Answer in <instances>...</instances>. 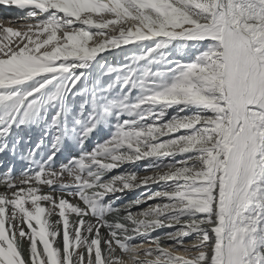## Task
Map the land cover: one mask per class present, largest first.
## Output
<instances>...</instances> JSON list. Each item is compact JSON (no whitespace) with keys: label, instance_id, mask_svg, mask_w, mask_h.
<instances>
[{"label":"snow or ice","instance_id":"snow-or-ice-1","mask_svg":"<svg viewBox=\"0 0 264 264\" xmlns=\"http://www.w3.org/2000/svg\"><path fill=\"white\" fill-rule=\"evenodd\" d=\"M0 6V264H264V0Z\"/></svg>","mask_w":264,"mask_h":264},{"label":"bare ground","instance_id":"bare-ground-1","mask_svg":"<svg viewBox=\"0 0 264 264\" xmlns=\"http://www.w3.org/2000/svg\"><path fill=\"white\" fill-rule=\"evenodd\" d=\"M7 9H10V8L7 7ZM23 15H24V13L19 12V11H17V14H11L10 16L3 15V16H0V22H3V23H5V26H8L6 22L9 21V20H14L18 24L19 22L21 23V22L24 21V20L21 19V17ZM13 26H16V25H13ZM108 79L109 78L104 79V81L105 80H108ZM70 98L71 97H69V99ZM49 109H51V107ZM35 128H37V129L33 130V128H32L30 130V132H31V135L30 136H32V138H33L32 139V143L36 147L37 143L43 137L44 129H43V126L42 125L41 126H36ZM108 135H110V129L109 128H105V129L104 128H99L98 131H97V133L94 135V138L93 139L94 140L95 139H99V140L102 141L103 139H106ZM51 143H52V136H51V134H49V136L47 137V139L45 141V144L43 146V151L41 153H35V158H34V163L35 164H37V165L41 164L43 162V160L46 159L47 155L50 154L48 152V149L50 148ZM89 144L91 146H94V144H93L92 141H89ZM18 152H19V150H17V155L16 156H12V155H10V153L0 154V159H1L0 162H2V160H4L5 158L12 159L11 162L6 163V164L7 165L10 164V166H14L13 167L14 173L15 172H23L26 168H28L30 166V163H31V162L28 161V153H25L24 157H22L21 159H17L19 157ZM61 153H63L66 156L67 155H77L78 154L77 144H76V141H75L74 138H66L63 141V145L61 146L60 152L57 153V155L60 156ZM14 159H15V161H14ZM64 162H67V161L65 160ZM144 163H148V162H144ZM7 165H6V168L5 169H7ZM126 167L129 170L141 172V170L143 168V164L126 166ZM139 192L140 191H138L137 193L129 192V193L125 194L127 196L126 197L124 196L120 201H118V203H122L124 200H132V199L138 197L139 196ZM133 195H137V196L136 197H133Z\"/></svg>","mask_w":264,"mask_h":264},{"label":"rangeland","instance_id":"rangeland-1","mask_svg":"<svg viewBox=\"0 0 264 264\" xmlns=\"http://www.w3.org/2000/svg\"><path fill=\"white\" fill-rule=\"evenodd\" d=\"M21 19H22V17H21ZM19 20V19H18ZM23 20V19H22ZM25 21H23V22H19L18 24H23ZM104 71V70H103ZM103 71H101L100 72V74L103 72ZM89 81V80H88ZM96 80L94 79V80H91L89 83H86L85 82V84H87V85H92V84H94V82H95ZM108 80H105L104 81V83H106ZM85 97H83V96H77L75 99H69L68 98V101H67V103L70 105V108H69V112L67 113V120H68V123H72L73 122V118L74 117H77L78 116V113H79V109H80V105L82 104V103H84V101H85ZM131 102H135L134 100L133 101H131ZM51 110V111H50ZM49 111H50V113H51V115H55V112H56V108L55 107H51V109H49ZM51 115H50V119H51ZM121 119H124V117L122 116L121 117ZM113 123L115 122L114 120L112 121ZM100 128H109L107 125H103V126H101ZM143 169V168H142ZM140 174L141 175H143V174H145L144 172H143V170H141V172H140ZM144 190L143 189H141L140 190V192H139V195H140V193L141 192H143ZM129 193V192H128ZM134 193H137V192H134ZM125 194H127V193H125ZM125 194H124V196H125ZM138 195V194H137ZM137 195H133V197H136ZM127 196V195H126ZM125 196V197H126ZM135 199V198H134ZM124 202V201H123Z\"/></svg>","mask_w":264,"mask_h":264}]
</instances>
